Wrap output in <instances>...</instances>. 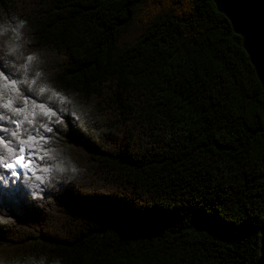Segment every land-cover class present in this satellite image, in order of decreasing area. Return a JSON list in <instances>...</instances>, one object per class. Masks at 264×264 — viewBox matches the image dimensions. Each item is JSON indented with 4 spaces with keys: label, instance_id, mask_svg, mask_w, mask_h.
Listing matches in <instances>:
<instances>
[{
    "label": "trees",
    "instance_id": "trees-1",
    "mask_svg": "<svg viewBox=\"0 0 264 264\" xmlns=\"http://www.w3.org/2000/svg\"><path fill=\"white\" fill-rule=\"evenodd\" d=\"M5 21L0 64L17 90L0 81V102L24 111L0 107V137L27 116L57 157L47 163L70 171L54 188L33 181L35 197L0 199V264L256 262L264 95L212 0H0ZM40 103L57 115L44 117ZM69 116L85 139L44 132ZM69 186L78 195L60 194ZM192 208L256 230H209Z\"/></svg>",
    "mask_w": 264,
    "mask_h": 264
},
{
    "label": "snow or ice",
    "instance_id": "snow-or-ice-1",
    "mask_svg": "<svg viewBox=\"0 0 264 264\" xmlns=\"http://www.w3.org/2000/svg\"><path fill=\"white\" fill-rule=\"evenodd\" d=\"M234 6L228 13L232 16L233 22L236 25V30L243 37L244 46L249 49V52L253 56L257 53V49L260 43V31H254L250 23L244 19L237 11L239 7ZM10 52H15V48H11ZM34 59L33 56H26L25 60L29 63ZM40 73L36 72L35 76L39 77ZM0 81H3L7 87L16 91V82L12 80L8 70L0 64ZM35 84V79L31 81ZM46 91L51 93V96L56 97L62 103H67L65 98L58 92L47 89L46 87H40L39 92L45 93ZM19 95V92L17 93ZM27 97H25V100ZM0 107L11 112L13 115L20 116L24 111L22 108L13 106L11 100L0 102ZM39 113L46 118H51L57 114L44 104L34 105ZM36 115L35 112L32 113ZM0 119H4L0 117ZM14 126V129L10 132L8 137H0V174L4 176H10L13 179H4L3 184L9 185L7 189H0V199L5 196L16 197L23 200L27 196L35 197L37 192L33 191L29 193L27 189L31 187L36 189L38 185L33 181H38L39 185H43L45 188H54L58 182H62L69 177L67 173L70 171L67 167L58 166L55 163H47L53 161L57 157L49 154L50 149L46 146L48 143V137L40 134H34L29 132L25 125L33 126L32 119H28L27 116L23 120L13 119L10 121ZM60 123L62 127H58L55 130L52 127L42 125L44 132L51 133L55 131L58 136L67 137L69 142H76L86 138V129L78 122L74 117H60ZM0 131L7 132V129ZM43 152V155L40 153ZM71 171H74L72 169ZM60 194L71 197L78 195L71 190V187L61 188ZM33 205L38 203L36 201L31 202ZM192 215L197 218L202 225L212 231L219 232H254L252 221L238 220L233 221L231 218L219 219L215 215L207 216L204 214L201 208L189 209ZM150 217H166L170 213L164 212L160 209H153L147 214ZM264 227V226H262Z\"/></svg>",
    "mask_w": 264,
    "mask_h": 264
},
{
    "label": "water",
    "instance_id": "water-1",
    "mask_svg": "<svg viewBox=\"0 0 264 264\" xmlns=\"http://www.w3.org/2000/svg\"><path fill=\"white\" fill-rule=\"evenodd\" d=\"M212 2L216 10L228 20L233 33L241 38L242 48L254 69L256 78L264 95V0H212ZM242 4L243 6L237 9L238 13L250 23L254 31H260L261 39L259 47L253 58L249 49L244 46L243 37L236 30V25L233 22L232 16L228 14L232 7ZM262 226H264V222L259 229V255L254 264H264V227Z\"/></svg>",
    "mask_w": 264,
    "mask_h": 264
},
{
    "label": "clouds",
    "instance_id": "clouds-1",
    "mask_svg": "<svg viewBox=\"0 0 264 264\" xmlns=\"http://www.w3.org/2000/svg\"><path fill=\"white\" fill-rule=\"evenodd\" d=\"M11 27L12 25L8 24L7 21H5L3 24H0V35L9 32Z\"/></svg>",
    "mask_w": 264,
    "mask_h": 264
}]
</instances>
